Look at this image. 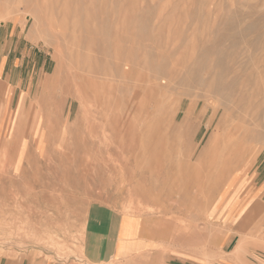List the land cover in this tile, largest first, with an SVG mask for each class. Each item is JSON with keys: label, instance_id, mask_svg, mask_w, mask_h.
Returning a JSON list of instances; mask_svg holds the SVG:
<instances>
[{"label": "rangeland", "instance_id": "obj_1", "mask_svg": "<svg viewBox=\"0 0 264 264\" xmlns=\"http://www.w3.org/2000/svg\"><path fill=\"white\" fill-rule=\"evenodd\" d=\"M174 261L264 264V0H0V264Z\"/></svg>", "mask_w": 264, "mask_h": 264}, {"label": "crops", "instance_id": "obj_2", "mask_svg": "<svg viewBox=\"0 0 264 264\" xmlns=\"http://www.w3.org/2000/svg\"><path fill=\"white\" fill-rule=\"evenodd\" d=\"M120 226H121V223H120ZM120 232H121V230H120ZM141 243V242H140ZM114 244L117 246L118 245V243L115 241L114 242ZM142 244V243H141ZM133 249V248H132ZM129 250H131V249H128L126 252H128ZM115 251V253H117V247H116V249L114 250ZM174 258H176V257H174ZM48 264H50V263H48ZM58 264H60V263H58ZM171 264H173V263H171ZM174 264H176V261H174Z\"/></svg>", "mask_w": 264, "mask_h": 264}, {"label": "bare ground", "instance_id": "obj_3", "mask_svg": "<svg viewBox=\"0 0 264 264\" xmlns=\"http://www.w3.org/2000/svg\"><path fill=\"white\" fill-rule=\"evenodd\" d=\"M227 135V134H226ZM244 150V149H243ZM202 160V159H201Z\"/></svg>", "mask_w": 264, "mask_h": 264}]
</instances>
